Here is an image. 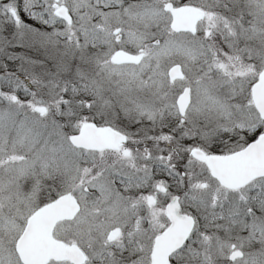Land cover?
I'll use <instances>...</instances> for the list:
<instances>
[{"label": "snow or ice", "instance_id": "1", "mask_svg": "<svg viewBox=\"0 0 264 264\" xmlns=\"http://www.w3.org/2000/svg\"><path fill=\"white\" fill-rule=\"evenodd\" d=\"M0 264H264V0H0Z\"/></svg>", "mask_w": 264, "mask_h": 264}]
</instances>
